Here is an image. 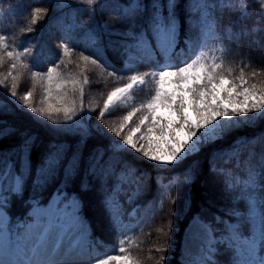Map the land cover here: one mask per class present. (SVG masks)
<instances>
[{
    "label": "snow or ice",
    "instance_id": "1",
    "mask_svg": "<svg viewBox=\"0 0 264 264\" xmlns=\"http://www.w3.org/2000/svg\"><path fill=\"white\" fill-rule=\"evenodd\" d=\"M194 3V10L202 14L200 24L204 36L216 39L215 33L208 31L210 25L205 0H194ZM87 4L103 8L101 0ZM179 5L180 0H150L148 5L143 0H128L127 3L116 0L114 10L118 12V18L133 22L126 32L119 33L126 37L119 44L125 57L124 69L130 68L133 62L162 63V68L144 72L143 75L131 74L127 76V83L109 91L95 124L85 122L95 111L83 106L84 85L90 83L87 77L77 88L75 81L64 79L57 65L47 67L45 71H34L33 77H40L44 84V95L37 106L33 91L18 94L16 75L11 71L0 73V88H6L22 108L31 113L38 123L47 125L54 134L41 162L35 167L31 156L33 147L38 143L36 134L19 132L22 138L19 146L7 153L0 152V264H70L64 259H57L65 246L68 251L78 249L77 255L81 258L87 257L94 241L89 236L90 226H86L81 211L93 192L99 195L111 226L119 231L124 226L123 206L131 204L142 194L145 188L143 177L147 175L139 173L135 164L124 158L126 154L148 161L157 174L185 165L182 179L170 177L168 187L177 183L190 186L200 169L199 157L204 149L223 142L238 127L253 125L264 119V88L258 89L255 84L248 86L244 68L240 69L238 77L230 79L232 69H224L223 62L218 63L216 57L209 61L204 51L178 66L170 63L177 51H183L179 48ZM220 6L229 8L237 19L247 15L240 6V0H220ZM146 7L150 11L147 25L139 32L134 31L136 18L144 13ZM46 12L47 9L35 7L31 23L36 24ZM95 14L93 9L90 21ZM259 16L264 19V8L259 10ZM7 41L6 35H0V66L11 61V69H16L17 61L23 63V56L29 55V50L25 49L23 53L9 50ZM91 42L93 45L99 43L98 31ZM60 48L65 53L70 51L67 43L61 44ZM81 59L92 66L107 68L94 55L81 54ZM24 67L28 65L24 64ZM259 74L253 71L251 75L255 77ZM108 75L117 76L120 73L111 69ZM148 79H153L156 85L150 99L133 106L119 122L108 121L106 114L120 111L121 106L133 97L137 87L145 85ZM68 83L72 84L71 90L67 87ZM70 91L79 92V105L75 99H69ZM81 113H87V117H82ZM61 114L63 121L53 118ZM0 125H3L0 127V139L18 133V129L6 121H0ZM101 137L108 138L109 143L103 147L94 146L85 154L89 141L100 140ZM255 145V138H237L228 148L218 147L211 151L208 170L213 174L221 171L216 164L220 155L230 164L234 162L236 167L243 165L245 168L246 175L242 178L232 176L227 169L223 172L226 187L230 191L236 190L233 201L243 202L245 209H229L228 215L234 218L231 223L219 215L214 216L215 222L224 224L226 228V233L219 237L215 235L211 223L204 222L199 215L193 216V226L200 228L201 247L199 255L183 264H216L214 254L217 244H225L232 250V264H264V256L259 254L264 248V151L256 159ZM249 146L248 153L243 154L241 150ZM29 177H32L33 189L43 192L49 185L55 184V187L47 205L33 201V207L27 213L28 222L14 225L6 217L5 205L12 196L23 195ZM129 184L132 185L131 194L126 187ZM49 207L60 213L63 224L45 211ZM191 207L192 202L185 201L184 208ZM135 211L133 209L130 215H134ZM123 243L121 240V254L126 251ZM156 251L164 253L167 249L161 246ZM83 264L136 262L129 255L104 254L84 259ZM157 264H165V256L161 255Z\"/></svg>",
    "mask_w": 264,
    "mask_h": 264
},
{
    "label": "trees",
    "instance_id": "2",
    "mask_svg": "<svg viewBox=\"0 0 264 264\" xmlns=\"http://www.w3.org/2000/svg\"><path fill=\"white\" fill-rule=\"evenodd\" d=\"M192 0H180L177 15L180 19L179 45L183 51H177L172 61L178 62L182 57L194 58L200 51L206 53V58L211 61L213 57L217 62H223L224 69H232L230 79H235L244 68L248 86L255 84L257 88H264V19L259 16V10L264 8V0H240V6L247 15L237 19L229 8L211 0L208 3V31L215 33L216 39H208L204 36L201 27V13L195 10L189 11ZM100 5H88L86 0H0V35L8 37L9 50L23 53L29 50V55L23 56V63L17 61V68L11 69V61L0 66V73L7 74L11 71L18 77V94L25 91H33V100L37 106L44 95V84L40 77H33L34 71H45L47 67L57 65V70L66 81H75L77 88L83 83L85 77L90 81L84 85L83 106L85 109H95L90 117L87 113H81L87 117L86 123H97L99 109L103 107L107 93L116 86H123L128 82L127 76L131 74L143 75L149 72L156 63H136L124 69V54L119 48L121 41L126 37L119 33L126 32L133 24L125 18H118V12L114 10L116 0H101ZM127 3L128 0H120ZM148 5L150 0H143ZM63 5V7H60ZM235 6V5H234ZM35 7L47 9V12L36 24L31 23L32 11ZM96 14L90 21L91 11ZM150 11L144 13L135 20L134 31L139 32L146 27ZM87 23H82L85 19ZM90 21V22H89ZM32 31L29 32L28 29ZM99 33V43L93 45L91 40L95 32ZM67 43L70 46L68 53L63 52L60 45ZM111 45V47H110ZM81 54H91L99 58L107 68L92 66L90 62L81 59ZM182 55V57H181ZM48 58V60H47ZM27 64L28 67H24ZM114 69L120 75L109 76L108 72ZM253 71L260 73L253 77ZM126 72L127 74H123ZM11 79H9V84ZM238 82V81H237ZM67 87L71 90L72 84ZM69 99H75L79 105V92L70 91ZM125 114L123 108L118 112L106 114L108 121H116ZM54 119L63 121V115L53 116ZM0 121H6L18 129V133L0 139V152L7 153L17 148L22 142L19 132L27 131L36 134L38 143L32 150L33 166L41 162L48 143L54 138V134L47 125L38 123L26 109L11 97L6 88H0ZM3 125H0L2 127ZM237 138L253 140L255 138L256 159L261 151H264V119L258 120L249 126H240L235 132L226 137L217 145H210L203 150L200 159V169L196 179L190 186L180 183L168 187L170 177L176 176L182 179V171L185 165H181L174 171L157 172L151 163L146 160L134 158L126 154L125 159L135 164L139 173H146L143 177L145 184L142 194L137 196L131 204L123 206L124 226L116 231L110 224L108 213L100 203V197L93 192L86 200V206L81 215L89 227L90 237L101 247L103 254L129 255L136 264H157L160 256H165V264H183L189 256L183 251V235L193 216L199 215L201 220L211 223L218 237L225 233V225L217 224L214 216L219 215L224 220L234 222V218L228 215L229 209L243 211V202H234L236 190H229L225 184L224 170H228L232 176L244 177L245 168L236 167L229 163L223 155L217 157V168L221 171L213 174L208 170V160L214 148H228ZM59 139L72 138L59 137ZM109 139L101 137L100 140H90L85 154L94 146H106ZM251 146L246 147L250 149ZM241 151L244 154L245 149ZM211 180V182H209ZM264 183V181H262ZM55 184L41 192L33 189L32 177L25 183L22 196H12L6 203L5 209L11 221L27 218V211L33 205V201L40 204L46 203ZM128 194H131L132 185L126 186ZM264 195V193H262ZM124 197H121L123 200ZM192 202L191 209H185V201ZM136 209L134 215H130ZM248 233L247 227L244 229ZM123 240L125 253L119 252L120 241ZM100 241L102 243H98ZM163 246L167 249L161 253L156 251ZM214 260L216 264H232V250L225 244H217ZM115 249V251H113ZM260 255L264 254V248L260 249Z\"/></svg>",
    "mask_w": 264,
    "mask_h": 264
},
{
    "label": "rangeland",
    "instance_id": "3",
    "mask_svg": "<svg viewBox=\"0 0 264 264\" xmlns=\"http://www.w3.org/2000/svg\"><path fill=\"white\" fill-rule=\"evenodd\" d=\"M214 1L218 4H220V0H214ZM205 3L208 5V2L206 0H205ZM189 8H192L193 10L195 9L194 0L190 1ZM47 60H48V58H47ZM161 68H162V63H160L157 68L152 69V70L159 71V70H161ZM155 87H156V85H155V81L153 79H148V80H146L145 85L138 86L137 89L135 90V94L133 95V97L130 100H128L126 102V104L121 106V108H123L125 110V114L128 110H131V108L133 106H139L140 103H146L147 100L150 99L151 94H154ZM248 151H249V148H246L244 151L245 152L244 154H247ZM233 164H235V163L233 162ZM241 166L243 167V165H241ZM235 176H237V175H234V177ZM209 182H211V180H209ZM45 211L50 216H52L54 219H56L60 224H63V222H64L63 218L61 217L60 213H58V211L55 208L49 207ZM200 247H201L200 228H199V226H193L192 220H191L190 223L188 224V226L186 227V230H185L184 235H183V251L185 254H187L189 256V259H191L192 257L199 255ZM77 252H78V249H73L72 251H68L67 246L62 247L60 250V255L57 257V259L58 258L64 259L66 261H69L70 264H83L84 259L90 260V259H92V257H94L96 255H101L93 247V245H91V247L89 248L87 257H85V258H81L80 256H78Z\"/></svg>",
    "mask_w": 264,
    "mask_h": 264
},
{
    "label": "clouds",
    "instance_id": "4",
    "mask_svg": "<svg viewBox=\"0 0 264 264\" xmlns=\"http://www.w3.org/2000/svg\"><path fill=\"white\" fill-rule=\"evenodd\" d=\"M93 2H94V0H86V3H89V4H91ZM87 22H88L87 18L84 21H82V23H87Z\"/></svg>",
    "mask_w": 264,
    "mask_h": 264
},
{
    "label": "bare ground",
    "instance_id": "5",
    "mask_svg": "<svg viewBox=\"0 0 264 264\" xmlns=\"http://www.w3.org/2000/svg\"><path fill=\"white\" fill-rule=\"evenodd\" d=\"M59 259V258H58Z\"/></svg>",
    "mask_w": 264,
    "mask_h": 264
}]
</instances>
